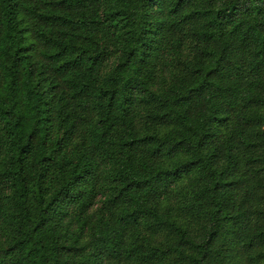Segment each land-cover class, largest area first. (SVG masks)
I'll list each match as a JSON object with an SVG mask.
<instances>
[{
	"label": "trees",
	"instance_id": "obj_1",
	"mask_svg": "<svg viewBox=\"0 0 264 264\" xmlns=\"http://www.w3.org/2000/svg\"><path fill=\"white\" fill-rule=\"evenodd\" d=\"M0 264H264V0H0Z\"/></svg>",
	"mask_w": 264,
	"mask_h": 264
}]
</instances>
